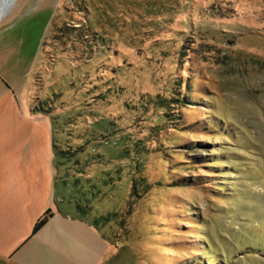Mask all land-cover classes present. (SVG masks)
<instances>
[{
	"label": "rangeland",
	"instance_id": "rangeland-1",
	"mask_svg": "<svg viewBox=\"0 0 264 264\" xmlns=\"http://www.w3.org/2000/svg\"><path fill=\"white\" fill-rule=\"evenodd\" d=\"M0 85L47 133L46 211L95 229L76 264H264V0H0Z\"/></svg>",
	"mask_w": 264,
	"mask_h": 264
},
{
	"label": "crops",
	"instance_id": "crops-1",
	"mask_svg": "<svg viewBox=\"0 0 264 264\" xmlns=\"http://www.w3.org/2000/svg\"><path fill=\"white\" fill-rule=\"evenodd\" d=\"M24 113L16 107L12 90L0 85V258L3 259L15 258L26 248L34 222L55 203L47 133L34 131L38 124ZM51 209L50 220L58 215ZM58 217L62 230L31 244L40 247L42 256L38 264H76V245L88 250L91 240L93 247L95 229L85 217L77 214ZM108 246L100 243L102 255L98 264L110 253ZM14 258V264H30Z\"/></svg>",
	"mask_w": 264,
	"mask_h": 264
},
{
	"label": "trees",
	"instance_id": "trees-1",
	"mask_svg": "<svg viewBox=\"0 0 264 264\" xmlns=\"http://www.w3.org/2000/svg\"><path fill=\"white\" fill-rule=\"evenodd\" d=\"M52 215L50 210L45 211L34 223L32 228V234H35L39 231L48 221L50 216Z\"/></svg>",
	"mask_w": 264,
	"mask_h": 264
}]
</instances>
